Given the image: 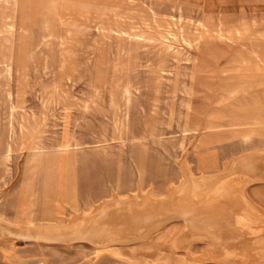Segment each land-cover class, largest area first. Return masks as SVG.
<instances>
[{"label": "rangeland", "instance_id": "obj_1", "mask_svg": "<svg viewBox=\"0 0 264 264\" xmlns=\"http://www.w3.org/2000/svg\"><path fill=\"white\" fill-rule=\"evenodd\" d=\"M260 125L264 0H0L6 218L46 221L53 205L75 207L137 185L162 192L179 185L187 165L201 186L199 170L251 151L246 161L255 166L212 179L207 191L210 205H223L244 188L257 202L259 229L203 219L216 236H232L236 250L244 239L262 245L264 179L245 180L264 174ZM203 135L219 139L203 143ZM173 221L123 251L144 264H218L168 253L169 233L180 227ZM35 242L0 224V264H30L41 253L47 264L97 260L86 238ZM198 243L202 255L205 242Z\"/></svg>", "mask_w": 264, "mask_h": 264}, {"label": "bare ground", "instance_id": "obj_2", "mask_svg": "<svg viewBox=\"0 0 264 264\" xmlns=\"http://www.w3.org/2000/svg\"><path fill=\"white\" fill-rule=\"evenodd\" d=\"M255 115H261V113L258 111ZM260 127L264 126L260 125ZM218 139V135H203L200 141L206 143ZM251 153L254 152L240 153L222 162L223 165L211 164L207 169L199 170V177L204 181L201 186L192 176L190 168L192 165H187L183 169L181 176L183 178L179 185L175 184L176 186L169 187L162 192H156L153 187L144 190L142 186L137 185L136 189L122 195L114 190L107 195L86 201L84 204L79 203L75 207L65 209V207L60 208V204L53 205V209L48 211L49 219L46 221H37L35 217H26L23 214L20 218H6L0 214V224L8 230L10 235L32 238L38 244L40 241L89 239L97 247V260L93 264H144L140 258L125 254L123 249L138 242L149 241L154 234L164 232L172 220H178L180 227L169 233L166 243L168 253L181 254L179 251H184L183 255L198 258L196 260H213L218 264H264V244L253 246L244 239L242 249L236 250V247L228 243V239H234L232 236H223L221 231V235L216 236L215 230L209 227L211 222L203 219L206 215L226 219L229 217L231 219H227V223L236 230L242 231L245 225L259 229L255 217L257 202L248 195L244 188H237L235 199L231 198L233 201L230 200L229 204L223 205L217 202L210 205L209 199L212 194L211 191H207L210 186H213L212 179L234 172L233 170L241 165L248 168L255 166L253 161H246ZM262 158L264 160V154ZM263 175L260 173L248 176L245 180L246 182L261 180L264 179ZM245 232L248 231L245 230ZM261 238L264 240V236ZM218 239L221 241L218 242ZM199 241L205 242L202 255L196 254L194 250L199 245ZM9 257L17 260V257L13 255ZM28 263L47 264V257L41 253Z\"/></svg>", "mask_w": 264, "mask_h": 264}, {"label": "crops", "instance_id": "obj_3", "mask_svg": "<svg viewBox=\"0 0 264 264\" xmlns=\"http://www.w3.org/2000/svg\"><path fill=\"white\" fill-rule=\"evenodd\" d=\"M220 162H219V158H218V160H216V163L214 164V165H217V164H219Z\"/></svg>", "mask_w": 264, "mask_h": 264}]
</instances>
